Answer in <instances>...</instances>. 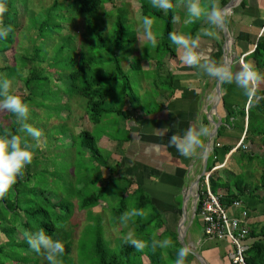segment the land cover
<instances>
[{"label":"rangeland","instance_id":"374dc122","mask_svg":"<svg viewBox=\"0 0 264 264\" xmlns=\"http://www.w3.org/2000/svg\"><path fill=\"white\" fill-rule=\"evenodd\" d=\"M145 1L147 2L146 15L154 19L153 31L158 35V45L155 48H151L150 42L141 26L142 17L144 16V11L141 8L142 0H115V5H112V3L108 1L105 8L110 11L107 15L110 21H108V17L102 13L105 21L96 19L91 23L90 27H85L84 18H78L77 13L68 8L69 2H65L64 0H60L61 4L56 6L57 8L54 7V9H52V6L55 0L11 1L13 10L11 19H13L14 25L18 27L16 30L17 33H19L18 38L16 37L17 39L13 44L14 51H16L14 58H17L19 62L12 59V62L9 61L10 63L8 64L6 59L3 57L1 59L0 57V65L8 64L11 68L5 70L6 72H0V76L7 77L13 81L12 90L22 91L28 94L29 89H26L20 77H18V75L22 73V70L28 69L29 72H31V70L34 69L42 76L43 74L47 75V80H39L33 83L35 87L33 88V97L32 101H29L31 113L28 122L42 130V137L39 140L38 147L34 149L35 154L32 163L29 164L23 172L26 177L28 172L31 176L29 181L23 182L22 189L33 188L38 193L46 191V194L52 196L53 201V196H58V192H60V204L65 209L67 205L71 204L70 213H72L70 215L69 225L73 232V243L69 257L73 259L74 264H79L78 252L82 253V261L84 260L82 264L91 263L92 254L94 252L93 241L95 238L93 229L95 223L98 221H102L103 237L109 251L114 253L119 252L123 242V236L129 231L135 234V227L131 222H129L128 225H124L119 222L118 218L116 220L113 210L115 211V208L123 206V204L128 205L127 210L132 207L139 209V199L137 196L127 195V193L126 198L123 199L125 194L123 185L127 184V180H122L118 178L119 176H116L114 180L115 183L111 184L112 187L108 185L109 190L104 195L103 200H101L103 202L93 209L92 213L94 216L90 217L87 210L80 209L79 205H81L85 196L97 192L104 185V183L102 185L100 182L102 179L108 177L110 170L98 166L92 152L88 148H81L80 139L77 136L75 137V135L82 129L91 131V133L99 139L98 145L105 159H108V164H110L112 162L110 151H114V147L108 145V143H111L112 140L119 143L121 138H126L127 132L123 127L125 120L116 114L105 116L100 123H94L89 120L86 113V100L84 98L80 99L81 97L71 96L69 93L68 75L74 69L75 62L78 59V44L80 45L82 43V37L85 39V42H83L85 51L93 53L97 57L93 65V69L97 71L96 74H105L114 69V62L111 57L113 52L102 49L97 45L100 43L97 33H102L104 37H108V39L115 43L116 21L118 17L124 19L127 29L123 38V46H117L116 48L113 45L111 49L122 58L124 61L123 63H130L131 65V63L136 60L135 57L137 56H140L142 59L145 57H154L159 60L163 59L164 62L168 53H166L167 49L162 47L164 43L163 36L166 30V18L170 10L165 13L163 10L153 8L150 0ZM175 10L177 13L174 19V30L177 29L180 31L181 28L180 32L191 34L195 29L197 34L201 32L202 28L210 27L206 19L198 20L191 25L184 24L186 14L185 0H177ZM242 10L243 7L239 4L230 11L231 13L229 12V14H227L228 17L232 16L230 21L233 19L229 22L230 32L233 37L242 32H250V38L251 41H253L263 29L262 19L264 18V13L261 15V18L254 20V18L244 17L245 15ZM107 21L109 23H107ZM42 27L45 28L43 34L40 33ZM220 29L224 30L223 28ZM220 29L218 28L215 30H219L218 36L223 39ZM217 37L215 39H218ZM138 41H140V45ZM167 42L171 44L169 38ZM231 52L234 53L233 48ZM5 53L8 57V52L6 51ZM26 56L30 58L33 56L34 60L26 62L27 64L24 66L23 62L26 61ZM11 57L10 53L9 59ZM46 59L47 62L54 60L58 67L48 71L47 68H45L49 63L44 61ZM128 67H125V71ZM28 70H24L22 74L27 76ZM45 70L46 73L44 72ZM134 72L135 70L130 69L126 73L129 81L135 88L136 95L142 100L148 99L152 106L155 105L153 103V96L157 93L156 89L153 88L151 91L149 90V92L144 90L143 87L146 88V86L143 82L141 83V79L136 77ZM143 74L147 75L145 73ZM147 77H153L154 80H157L158 83L156 86L161 89L170 87V85L164 86L165 78L158 70L148 72ZM119 84L121 85L119 89L112 94L109 104L125 107L127 105V100L125 99L123 102V94L125 92L127 94L130 92L129 86L126 80H120ZM151 84L154 85V82H151ZM260 86L264 87V83ZM226 91H224V93ZM246 98L243 90L233 83L229 91V97L227 98L228 102L233 105L245 103L247 106L249 102L248 99L245 100ZM147 109L146 107L145 111ZM9 114L10 112L7 110H0V123H2L0 131L2 127H8L14 124L18 126L17 134L23 136L24 134L19 131L20 122H18L17 119L13 120ZM228 133L229 130H226L225 136H228ZM232 133L234 136L236 135L239 137V139L230 137L227 138V141L237 146L242 139V132L236 129ZM28 139L33 144L37 143L31 137ZM108 139L111 141H107ZM258 141L257 139L254 145L259 147L258 149L264 150V146ZM244 142L248 143L249 139L246 138ZM238 155H242L245 158V166L244 163L240 165L237 161L240 168L235 170L237 172H242L238 174V177L243 178L254 187L259 183L260 177L264 172V157L256 156L253 161H250L246 152L240 151L235 154V156ZM243 167L244 169H242ZM120 168H118V171H120ZM114 175H116V173ZM96 181H98V183ZM78 190L83 192L79 194V196L77 195L73 198V193ZM220 192L222 193V191ZM259 194L263 195V190L259 191ZM71 202L73 205L75 204V209ZM188 210L190 215H192V204ZM254 210L255 211L252 212H255V215L261 216L264 214V205L260 204ZM144 212L146 215L141 217L143 221L149 219L155 220V211L152 204L147 205ZM190 218L191 216H189L186 226H188ZM91 219L96 222L94 223ZM136 219H139V217L134 218V220ZM148 232L151 233V237H155L158 234L153 226L148 229ZM188 232L189 234L201 237L204 233V221L199 216L195 217ZM168 238L172 239L171 234L168 235ZM3 239L4 236L0 232V241ZM177 240L180 245L183 246L182 241H180L179 238ZM179 247L180 246L173 240V246L165 249L159 248V253L163 254L165 263L175 264ZM28 253L40 259L38 264H48L46 256L37 254L32 249H30ZM138 257L139 256L132 260L134 264H140ZM143 257H141V259ZM27 264L35 263L30 262Z\"/></svg>","mask_w":264,"mask_h":264},{"label":"trees","instance_id":"16d2710c","mask_svg":"<svg viewBox=\"0 0 264 264\" xmlns=\"http://www.w3.org/2000/svg\"><path fill=\"white\" fill-rule=\"evenodd\" d=\"M64 1L69 2L68 8L75 11L78 18H84L85 27H90L91 23L96 19L105 21L104 15L107 16L110 12L105 8L108 1L111 2L112 5H115V0ZM176 1L177 0H175V3ZM218 1L221 7H224L229 2V0ZM203 2L210 7L211 4L213 2H217V0H203ZM0 3H2L6 8L5 13L3 15H0V24L13 26V31L9 34V37L6 40L0 41V52L4 53L6 51L8 52L13 50L12 45L16 40L15 35L18 34L16 30L18 29V27L14 25L13 19H11L13 13L11 0H0ZM60 4V0H55L52 9ZM146 7L147 2L145 0H142L141 8L144 11V15H146L147 13ZM241 7L247 10L248 1L243 0L241 2ZM102 13H104L103 16ZM176 13L177 12L175 8L174 10L169 11V15L166 18V30L163 36L164 43L162 47L167 49L166 53H170L171 55H175L176 50L169 45L167 40L169 38V33L175 31L174 19ZM259 18H261V16H259ZM262 20L263 29L256 39L251 41L250 32L246 31L237 34V36H235V41L238 45H240V42H247L251 46L250 50H245L244 47L241 48L237 59L239 64L242 55L249 52L245 56L244 61L246 63L251 62L252 65H254L258 70L264 72V18ZM108 21H110L109 17ZM108 21L107 23H109ZM116 24L117 28L115 30V43H113L112 40L108 39V37H104L102 33H97V37L100 41V43H98L97 45L102 49H107L109 52H113L111 57L114 62V69L112 71L106 72L105 74H96L97 71L93 69V65L95 64L97 57L95 54L85 51V45L83 44V42H85V39L84 37H82V43L80 45L78 44V59L75 62L74 69L68 75L69 93L71 94V96H76L78 98L81 97L80 99L84 98L86 100L87 117L94 123L102 122L105 116L111 114H116L122 117L124 120H128L131 116V111L126 108V106L123 107L109 104L112 94L115 93L121 85L119 84L120 80H126L130 90L128 94L126 92L123 94V102L125 101V99L127 100V96H133L132 90H134L135 92V89L129 81L128 75L126 73L128 70L125 71V64L123 63L124 61L117 53H114V50L111 49L113 45L116 48L117 46H123V38L127 29L125 26V21L122 17H118ZM44 32L45 28L42 27L40 29V33L43 34ZM195 32L196 31L194 29L191 34L194 36ZM213 55L214 57L212 61L221 63L223 58L222 44H218V48L213 53ZM11 56L12 57L8 60V64L12 62V59L18 61L17 58H14L13 53H11ZM25 59L26 61L23 62L24 66L27 64L26 62L34 60V57L31 56L30 58L26 56ZM44 61L47 62V59ZM48 62V65L45 67L48 71H50L51 69L54 70L58 67L54 60ZM140 63L141 62L139 60H135L131 63V65L129 63V66L132 70L140 71L142 70ZM8 64L0 66V72H6L5 70L11 69L10 65ZM24 70L28 69H23L22 73H24ZM44 72L46 73V70ZM22 73H20L18 77H20L21 82L26 87V89H29V93L27 94L23 93L22 91H13L16 94L21 95L26 101L29 102L32 101L33 88H35L33 86V83L39 80H47V75L43 74L42 76L34 69L31 70V72H29L28 70L27 76ZM232 85L233 84H227L223 82V92L226 90L230 91ZM229 91H226L223 95L227 115L224 118L223 124L218 130L219 137L224 136L225 131L228 129H239L240 131L245 132L246 118H248L249 124L245 133V137H247L251 142V147L249 148V145L246 142L239 146L237 150L230 156V159L223 168L213 171L212 175L210 176V185L212 191L215 194L221 196V201L224 206L229 207L235 200H242L249 209V214H251V210L255 209L259 205V203L264 204V194H259V191L262 190L264 193V172L260 177L259 183L253 187L252 184L247 183L243 178L238 177V173L233 169L232 160L235 159L239 162L240 165L244 163L245 166V158L242 155L235 156V154L240 151L246 152L250 161H253L256 156L264 157V150H260L258 149L259 147H256L254 145L256 140L258 139V142H260L264 146V100H262L259 104L248 103L247 106L245 104H234V106L233 104H230L228 102L227 98L229 97ZM259 92L261 95H264V87L260 86ZM136 98L141 103L139 97L136 96ZM151 109H149V111L147 112L153 113L157 110L154 108V110ZM9 116L13 120L17 119V117L11 112ZM0 126H2V123H0ZM17 128L18 126L14 124L9 125L8 127H2L0 133L9 132L12 134H17ZM76 136L80 139V147L83 149L88 148L92 152V155L94 156L95 162L98 164V166L102 168L105 167L106 169L110 170L109 176L102 179L100 182L102 185L104 183V185H101L102 187L97 192H93L85 196V198L81 202V205H79L81 210H87L90 217H92L94 216L92 213L93 209L99 206L101 200H103L104 195L109 190V186L112 187L111 184L115 183V177L119 176L118 178H121L122 180L125 179V177L119 175L118 168L120 167V163L112 165L108 164V159H105L102 154L101 148L98 145L99 139L94 136L91 131L82 129L77 135H75V137ZM125 140H121L120 142H125ZM235 147V144H220L216 142L214 150L209 157L208 170L210 171L213 167L222 164L226 156ZM242 169H244V167ZM115 173L116 175H114ZM30 176L31 174L29 172L27 173V177L23 173L13 189L4 197H0V232L4 236V239L0 241V264H27L30 262L38 264L40 259L38 257L31 256L28 253L31 248L27 243V235L40 228L45 229L49 235H52L54 238L60 239L64 242L65 252L61 257L62 264H74L73 259L69 257V253L73 243V232L69 225L70 215L72 213H70L71 204L67 205L66 209L60 204V192H58V196H53V201L52 196L46 194V191L38 193L33 188H26L23 190V182L29 181ZM96 182L98 183V181ZM131 183L132 181L129 182L127 179V184L123 185L125 192L123 199H125L126 196L130 194L138 197L139 209L144 210L149 204H152L154 206L155 220L149 219L147 221H143L142 218L139 217V219L134 220V223L131 222L135 227L136 237L146 241L147 246L143 250H137L135 247L122 242L119 252H111L106 246V241H104L102 221L96 222L95 220L91 219L92 221H94V223H96L93 229L95 236L93 241L94 252L92 254V261L90 264H134L132 260L137 256H139L138 258L140 264H142L141 257L143 256L149 257V264H167L165 263L163 254L159 253L160 249L152 248L151 241L153 238L160 240L166 239L168 238L169 234H171L172 239L178 244V246L182 247V245H180L177 240V226L180 222L179 220L181 215L179 213L173 214V216L171 217V221H167L166 217H164V210L156 207L154 203L155 199L151 196V194L146 191L143 186L140 185H138L136 189L132 190ZM201 183V196L198 203L197 215L200 212L203 193L207 190L205 177L202 178ZM220 191H222V193ZM82 192L83 191L81 190L75 191L73 193V198H75L77 195L79 196V194H81ZM73 207L75 209V204L73 205ZM127 208L128 205L123 204V206L115 208V211L113 210V214H115L116 220L125 210H127ZM152 226L154 230H157L158 232L157 236L155 237H151V233L148 232V229H150ZM249 230V236L260 238L257 239L250 248H248L246 252L247 263L264 264V227L260 231H257V229L253 228H249ZM78 254L79 264H82L84 262V260L82 261V253L78 252ZM193 257L194 255L190 253L186 258V264H189L188 259Z\"/></svg>","mask_w":264,"mask_h":264},{"label":"crops","instance_id":"0c3cea01","mask_svg":"<svg viewBox=\"0 0 264 264\" xmlns=\"http://www.w3.org/2000/svg\"><path fill=\"white\" fill-rule=\"evenodd\" d=\"M247 1L248 9L246 10L243 8L242 10L243 14L245 15L244 17L254 18V20L258 19L259 16L264 13V0ZM230 11H228L227 14H229ZM231 17L232 16L228 17L227 15L228 22L226 25L229 31V22L233 20L231 19L230 21ZM175 31L180 32L181 28L180 31L177 29ZM220 31V33L223 35V39L220 38V36L217 37L218 39L202 37L200 51L204 60L212 61L214 57L213 53L217 50L218 44H222L223 58L221 63L226 64L223 48L225 36L223 30L220 29ZM217 32H219V30ZM18 36L19 33L16 35V37L18 38ZM235 36L233 37V45L231 44V47L227 51L229 58L233 54H236V58L232 64V70L234 72L239 70V68L242 66V57L240 58L241 65L237 61L241 48L244 47L245 50H250L251 48L250 44L247 42H240V45L236 44ZM138 43L140 45V41H138ZM169 45L176 50L174 45H171L170 43ZM232 48L234 53L231 52ZM10 53L16 54L14 47L12 51H8V57L5 52H0L1 59L3 57L8 63ZM181 56L182 50L179 53L176 51L175 55L168 53L164 62L163 59L159 60L154 57H145L143 59L140 56L135 57L136 60L141 62L140 64L142 68V70L134 72L135 76L141 79V83L143 82L147 88L146 89L143 87V89L147 92H149V90L151 91L153 88L156 89L157 93L155 96H153V103L155 105L152 106L148 99H140L139 96L135 95L136 93L134 90H132L133 96H127L126 105V108L131 111V116L128 120H125L123 124L127 135L126 138H121V140H126L125 142L119 143L114 140H107L111 141V143H108V145H112L114 147V151H110V156L112 158V162L110 164L120 163V167H122H119V175L125 177L126 180L128 179L129 182L132 181V190L136 189L138 185L143 186L145 190L148 191L155 199L154 203L156 207L163 210L168 209L166 213H171V216L169 215L170 217L176 213L182 215L181 207L183 189L194 184L198 177L203 174L208 143L211 135L215 133L210 144L211 151L209 153V157L214 150L216 142L220 144H232V142L227 141V138L233 137V139H239V137L236 135L234 136L232 133L236 129H228V136L224 135L219 137L218 130L224 122V118L227 115V110L225 108V102L223 99V90V100L216 105V85L218 80L207 76L206 73H203L198 68L184 64L180 58ZM128 66L129 63H126L125 67ZM130 69L131 68L129 66L126 70L129 71ZM153 70H158L161 72L162 76L165 78L164 86L170 85V89H161L160 87L156 86L158 83L157 80H154L153 77H147L148 72ZM143 73L147 75H144ZM151 82H154L155 86L152 85ZM136 96L139 97L141 103L136 98ZM146 107L148 109L145 111ZM151 108L157 110L153 113L147 112ZM219 121L221 122L218 130L214 132V127ZM201 124L207 125L211 129V133L208 137L204 138V146L202 149H198L196 154L190 157H185L182 156L175 147L170 146L169 139L173 134L178 132L179 134L183 135V133L188 128L192 126L199 127ZM248 124L249 121L248 118H246L245 132L241 131V141L237 146L235 145L236 147L233 148L232 151L226 156L223 163L217 165L220 166L217 169L223 168L230 159V156L237 150L239 146L244 143L247 138L245 137V133ZM156 128H167L168 132H166V134H160L156 131ZM247 144L250 148L251 142L249 141ZM232 164L234 170L239 168V165L235 159L232 160ZM207 172H209L208 163ZM237 173L239 174L242 172ZM205 174H203V177ZM193 194L194 192L191 189L188 192V209L190 207V200ZM260 204L263 203H259V205ZM251 211L255 210L252 209ZM193 213L194 212H192V215ZM254 213L255 212H251L250 214L249 228L260 231L264 227V214L257 216ZM192 215H190L188 210L187 219ZM185 237L186 243L189 244L190 247L194 245V250H196V252H198L209 264H234L231 257L234 246L230 241L209 237L206 236L205 233L199 237L194 234H189L188 231H186ZM259 238L260 237L249 236L246 241L248 248H250ZM188 260L189 264H202L201 260L195 255L193 258ZM142 261V264L150 263V259L146 256L142 258Z\"/></svg>","mask_w":264,"mask_h":264},{"label":"clouds","instance_id":"9594fccd","mask_svg":"<svg viewBox=\"0 0 264 264\" xmlns=\"http://www.w3.org/2000/svg\"><path fill=\"white\" fill-rule=\"evenodd\" d=\"M150 3L153 8L163 10L165 13L174 10L176 6L175 0H150ZM185 4V25H191L198 20L206 19L210 27L202 28L201 32L195 36L177 31L169 33V40L175 46L176 51L179 53L182 50L180 58L183 63L198 68L207 76L218 81L227 84L235 83L243 90L249 104H259L264 100V95L259 92L260 85L264 83V72L258 70L251 63H244L242 58V66L234 72L226 64L204 60L202 57L200 51L202 36L209 38L218 36L215 29L226 26L228 22L227 10L219 5L218 0L213 2L210 7L203 0H185ZM5 11L6 8L0 3V15H3ZM141 26L151 48H155L158 45V35L153 31L154 19L151 16L144 15ZM12 31V25L0 24V41L6 40ZM12 89L13 81L0 76V110L13 113L20 122V133L24 134L22 136L9 132L0 133V197H4L13 189L23 175L25 168L32 163L35 154L34 149L38 147L39 140L42 137V130L28 122L31 113L30 103ZM156 131L160 134H166L168 129L156 128ZM210 133L211 129L207 125L192 126L183 135L178 132L173 134L169 139V144L175 147L182 156L190 157L196 154L198 149L203 148L204 138L208 137ZM29 137L37 143H31ZM145 215L143 209L132 207L125 210L118 219L120 223L128 225L129 222H135L134 218L144 217ZM122 239L123 243L131 245L137 250H143L147 246V242L137 238L132 231L127 232ZM27 243L34 252L46 256L48 264H62L61 257L65 252V244L62 240L49 235L45 229L40 228L29 233ZM151 246L153 249H165L173 246V240L170 238L162 240L153 238ZM190 252L191 248L188 245L179 247L175 264H186V258Z\"/></svg>","mask_w":264,"mask_h":264},{"label":"built area","instance_id":"2783aa9c","mask_svg":"<svg viewBox=\"0 0 264 264\" xmlns=\"http://www.w3.org/2000/svg\"><path fill=\"white\" fill-rule=\"evenodd\" d=\"M219 167L216 166L205 174L207 190L203 193L198 216L204 221L205 235L228 240L233 244L234 250L231 257L234 264H248L246 241L250 232L249 209L242 200H235L229 207H226L221 201V196L212 191L210 176Z\"/></svg>","mask_w":264,"mask_h":264},{"label":"water","instance_id":"95a60500","mask_svg":"<svg viewBox=\"0 0 264 264\" xmlns=\"http://www.w3.org/2000/svg\"><path fill=\"white\" fill-rule=\"evenodd\" d=\"M242 0H230L224 7L223 9L230 11L232 10L235 6H237L238 4L241 3ZM223 32H224V36H225V39H224V45H223V48H224V58H225V62H226V65H228L229 67H231L232 69V64H233V61L235 60L236 58V54H233L230 58L228 57V49L231 47V44L234 42V38L233 36L231 35L227 25L225 27H223ZM248 53L244 54L242 56V60H244L245 56L247 55ZM230 61V62H229ZM222 82L221 81H218L217 85H216V95H217V102H216V105L222 101ZM220 122L219 121L218 123H216L215 127H214V132H216L218 130V127L220 125ZM214 134L213 133L209 139V143H208V149H207V153H206V158H205V168H204V171H203V174H205L207 172V163H208V157H209V153L211 151V141H212V138L214 137ZM242 144V143H241ZM203 174L200 175L197 179V181L195 182L196 185L199 186V182H200V179L203 177ZM193 188L192 185H189L187 187H185L183 189V199H182V207H181V211H182V217H181V220H180V225L178 227V238L180 239V241H182V244L183 246L184 245H188L190 247L189 244L186 243V231H189V228L192 226L193 222H194V218L196 217L197 215V204H195V211L193 213V215L191 216L190 218V222L187 225V216H188V192ZM191 248V252L193 255H195L196 257H198L202 264H209L198 252H196V250H194V245H192Z\"/></svg>","mask_w":264,"mask_h":264},{"label":"flooded vegetation","instance_id":"af4514ba","mask_svg":"<svg viewBox=\"0 0 264 264\" xmlns=\"http://www.w3.org/2000/svg\"><path fill=\"white\" fill-rule=\"evenodd\" d=\"M201 180H202V178L200 179L199 186L196 185L195 183L192 184V186H193L192 190H193L194 194L192 195L193 197L191 196L192 198L190 200V205L192 204L193 212L195 211V204H197V208H198V203H199V198H200ZM167 210L168 209L164 210V217H166L167 221H171V217H170L171 216L170 215L171 213H166ZM197 216L198 215H196V217ZM181 217H182V215H181ZM187 221H188V219H187ZM179 225H180V222L178 223L177 229H178Z\"/></svg>","mask_w":264,"mask_h":264}]
</instances>
